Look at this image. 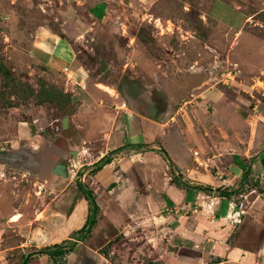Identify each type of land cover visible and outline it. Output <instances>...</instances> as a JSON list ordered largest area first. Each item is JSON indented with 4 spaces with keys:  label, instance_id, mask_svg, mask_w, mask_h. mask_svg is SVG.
<instances>
[{
    "label": "rangeland",
    "instance_id": "rangeland-1",
    "mask_svg": "<svg viewBox=\"0 0 264 264\" xmlns=\"http://www.w3.org/2000/svg\"><path fill=\"white\" fill-rule=\"evenodd\" d=\"M98 3L100 21L89 11ZM64 67L77 83H66ZM262 84L264 0H0L2 264H24L42 247V235L36 243L30 235L46 227L40 212L53 196L36 169L15 157L64 147L95 159L105 125L128 110L140 113L146 89L191 106L203 90H236L259 112ZM129 257L112 255L142 264Z\"/></svg>",
    "mask_w": 264,
    "mask_h": 264
},
{
    "label": "crops",
    "instance_id": "crops-1",
    "mask_svg": "<svg viewBox=\"0 0 264 264\" xmlns=\"http://www.w3.org/2000/svg\"><path fill=\"white\" fill-rule=\"evenodd\" d=\"M89 11L99 21L105 14L103 3ZM155 90L139 96L140 113L128 110L105 125V147L95 159L64 147L48 156L24 153L53 195L40 212L46 227L30 235L36 243L40 233L44 243L25 264H126L113 261L119 253L142 264H264V108L255 112L236 90H203L194 106ZM106 156L110 162L93 171ZM56 165L65 176L54 173ZM78 183L99 209L81 241L74 234L86 225L90 205ZM64 242L75 246L61 260L40 253Z\"/></svg>",
    "mask_w": 264,
    "mask_h": 264
},
{
    "label": "trees",
    "instance_id": "trees-1",
    "mask_svg": "<svg viewBox=\"0 0 264 264\" xmlns=\"http://www.w3.org/2000/svg\"><path fill=\"white\" fill-rule=\"evenodd\" d=\"M114 153H116V151H114L112 154ZM109 162H110V156L103 157L96 165H94L93 171H97L101 169L105 164ZM172 180L176 183H180L177 177L175 176L172 178ZM78 188L80 192L83 194L84 198L89 202V205H90L89 207L90 213L86 221V225L82 229H80L77 233L74 234V236L77 235V238H74V239L81 241L82 239L86 238L87 235L90 234L92 228L96 224V217L99 212V209L96 205L95 198H94L92 191L86 189L81 183H78ZM219 194L220 196H223V197L230 196V193H226L223 191H219ZM74 246H75V243L73 242H66V243L64 242L62 244L47 246L40 253H44L48 256H51L54 259L56 258V259L61 260L66 254H68L69 252L73 250Z\"/></svg>",
    "mask_w": 264,
    "mask_h": 264
},
{
    "label": "water",
    "instance_id": "water-1",
    "mask_svg": "<svg viewBox=\"0 0 264 264\" xmlns=\"http://www.w3.org/2000/svg\"><path fill=\"white\" fill-rule=\"evenodd\" d=\"M66 127H67V118H64L63 121H62V128L64 129ZM14 162L20 163V165L21 164L24 165L26 163L28 164V160L27 159H23L22 157H18V156L14 158ZM54 173H56L58 175L65 176L64 166H62V165H56L55 170H54Z\"/></svg>",
    "mask_w": 264,
    "mask_h": 264
},
{
    "label": "built area",
    "instance_id": "built-area-1",
    "mask_svg": "<svg viewBox=\"0 0 264 264\" xmlns=\"http://www.w3.org/2000/svg\"><path fill=\"white\" fill-rule=\"evenodd\" d=\"M63 71V74L66 78V83H76L75 81H70L71 80V76H70V69L68 67H64V69L62 70ZM262 87V90H263V94H264V84L261 85ZM196 154V153H194Z\"/></svg>",
    "mask_w": 264,
    "mask_h": 264
}]
</instances>
